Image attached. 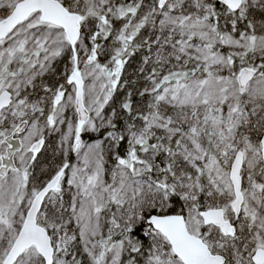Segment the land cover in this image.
Listing matches in <instances>:
<instances>
[{
  "label": "snow or ice",
  "instance_id": "snow-or-ice-1",
  "mask_svg": "<svg viewBox=\"0 0 264 264\" xmlns=\"http://www.w3.org/2000/svg\"><path fill=\"white\" fill-rule=\"evenodd\" d=\"M0 264H264V0H0Z\"/></svg>",
  "mask_w": 264,
  "mask_h": 264
},
{
  "label": "trees",
  "instance_id": "trees-1",
  "mask_svg": "<svg viewBox=\"0 0 264 264\" xmlns=\"http://www.w3.org/2000/svg\"><path fill=\"white\" fill-rule=\"evenodd\" d=\"M84 138H85L86 140L88 139V137H87V136H85Z\"/></svg>",
  "mask_w": 264,
  "mask_h": 264
},
{
  "label": "rangeland",
  "instance_id": "rangeland-1",
  "mask_svg": "<svg viewBox=\"0 0 264 264\" xmlns=\"http://www.w3.org/2000/svg\"><path fill=\"white\" fill-rule=\"evenodd\" d=\"M129 71H131V69H129Z\"/></svg>",
  "mask_w": 264,
  "mask_h": 264
}]
</instances>
